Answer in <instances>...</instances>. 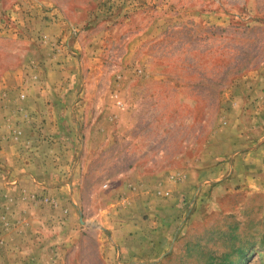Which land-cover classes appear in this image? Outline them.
<instances>
[{"label": "rangeland", "instance_id": "374dc122", "mask_svg": "<svg viewBox=\"0 0 264 264\" xmlns=\"http://www.w3.org/2000/svg\"><path fill=\"white\" fill-rule=\"evenodd\" d=\"M0 264H264V0H0Z\"/></svg>", "mask_w": 264, "mask_h": 264}, {"label": "crops", "instance_id": "0c3cea01", "mask_svg": "<svg viewBox=\"0 0 264 264\" xmlns=\"http://www.w3.org/2000/svg\"><path fill=\"white\" fill-rule=\"evenodd\" d=\"M45 42H47L46 40H45ZM53 42H50V44L51 45H53L52 44ZM41 88V87H40ZM65 89H67V88H63L62 89V91H65ZM38 91V90H37ZM53 91H56L55 89L53 90ZM58 91V90H57ZM46 92H48V91H45L44 89H42L41 91H40V94H44V93H46ZM26 94H27V92H26ZM45 95V94H44ZM43 96V95H42ZM26 99H27V101H28V99H29V97L28 96H26ZM64 102H60V104H59V106H58V108H59V110H58V114H62V111L63 110H65V104H63ZM41 108H38V111H36L35 110V108H27V110H24V113H20L19 114V116L20 117H24V122H27V123H30V122H32L33 120H38L40 117H41V115H40V113L42 112V106H40ZM33 109H34V111H36V112H33ZM53 109L56 111L57 110V104H56V106H54L53 105ZM7 111H8V108H7ZM27 113V114H26ZM44 114V116L43 117H45V115H46V109H43V113H42V115ZM48 115H49V113H47ZM4 116H6V118H11L12 116L8 113V112H6L5 114H3ZM14 116V115H13ZM52 140H54L53 138H51ZM28 177H30L29 175H28ZM33 181H35L36 183H39L38 182V180H36V178H33Z\"/></svg>", "mask_w": 264, "mask_h": 264}]
</instances>
